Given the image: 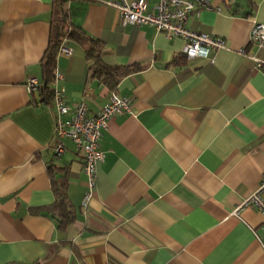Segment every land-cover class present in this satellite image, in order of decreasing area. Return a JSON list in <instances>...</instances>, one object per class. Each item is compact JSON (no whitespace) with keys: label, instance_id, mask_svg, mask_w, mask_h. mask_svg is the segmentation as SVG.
Listing matches in <instances>:
<instances>
[{"label":"crops","instance_id":"obj_1","mask_svg":"<svg viewBox=\"0 0 264 264\" xmlns=\"http://www.w3.org/2000/svg\"><path fill=\"white\" fill-rule=\"evenodd\" d=\"M107 1L71 0V20L106 59L139 68L109 89L67 41L52 84L91 115L111 92L131 99L101 132L83 206L81 154L66 139L53 152V101L38 89L53 0H0V264H264V212L238 208L264 178V72L249 59L264 0L189 13L186 27L225 43L196 58L180 37L123 24ZM145 1L154 12L157 0ZM62 181L71 219L59 224L49 211Z\"/></svg>","mask_w":264,"mask_h":264},{"label":"built area","instance_id":"obj_2","mask_svg":"<svg viewBox=\"0 0 264 264\" xmlns=\"http://www.w3.org/2000/svg\"><path fill=\"white\" fill-rule=\"evenodd\" d=\"M106 4L118 11L123 24L152 25L167 38H182L185 41L182 53L187 58L206 57L211 51L225 46L223 39L194 31L185 25L189 13L212 9L209 0H157L154 12L145 11V0H109ZM250 41L256 46L258 53L249 55V59L253 61L255 68L264 72V23L253 24ZM71 52L72 49L65 42L58 50L59 54L67 56ZM27 86L30 90L35 89L36 80L29 79ZM52 101L55 110L54 137L57 140L52 149L56 155H60L65 150L66 139L72 142L81 154L87 188L82 201L85 206L96 185V166L103 160V153L99 149L101 132L113 115L131 112V99L111 92L108 101L92 115L84 101H67L58 90H54ZM243 206H252L264 212V178L238 208Z\"/></svg>","mask_w":264,"mask_h":264},{"label":"trees","instance_id":"obj_3","mask_svg":"<svg viewBox=\"0 0 264 264\" xmlns=\"http://www.w3.org/2000/svg\"><path fill=\"white\" fill-rule=\"evenodd\" d=\"M251 5V0H246ZM71 0H53L51 9V29L49 42L41 61L42 83L38 87L43 101H51L54 94L52 86L55 80V65L58 50L63 42L73 41L83 47L85 57L91 62V72L109 89H114L118 81L137 66H122L114 64L103 55V44L97 38H93L83 29L72 22L70 4ZM56 156V155H55ZM48 169L50 166L48 164ZM65 181L54 188L55 201L52 206V216L59 224L71 219L70 205L65 193Z\"/></svg>","mask_w":264,"mask_h":264}]
</instances>
